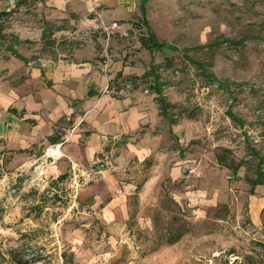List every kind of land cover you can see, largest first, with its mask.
<instances>
[{"label": "rangeland", "instance_id": "obj_1", "mask_svg": "<svg viewBox=\"0 0 264 264\" xmlns=\"http://www.w3.org/2000/svg\"><path fill=\"white\" fill-rule=\"evenodd\" d=\"M26 8L12 9L0 48L89 63L120 113L136 109L137 126L103 139L94 160L75 168L77 183L59 149L24 169L14 155L2 158L0 264H14L11 250L30 264H233L261 251L264 185L252 194L250 181L264 159V0H146L145 18L164 45L152 52L140 43L149 35L141 13L108 21L96 9L46 21ZM153 65H162L174 123L159 114L153 80L134 79ZM84 125L82 144L93 134ZM52 160L64 163L55 179ZM90 168L96 173L82 175Z\"/></svg>", "mask_w": 264, "mask_h": 264}, {"label": "crops", "instance_id": "obj_2", "mask_svg": "<svg viewBox=\"0 0 264 264\" xmlns=\"http://www.w3.org/2000/svg\"><path fill=\"white\" fill-rule=\"evenodd\" d=\"M145 1L0 0V12H18L32 6V11L35 9L46 21H55L57 16L65 19L66 13L84 16L97 9L105 20L128 21L140 13L143 17ZM89 22L93 24L95 20ZM28 35L23 32L20 38ZM21 56L23 59L0 48L1 162L4 156L14 155L15 167L24 169L41 163L48 148L60 145V155L70 159L75 168L84 167L86 160H94L103 139L128 134L137 126L136 109L128 107L120 113L116 100L105 90L108 83L97 77L89 63L72 67L61 60H29ZM89 91L94 95L89 96ZM84 123L93 134L82 144ZM51 162L47 171L55 179L62 175L64 163Z\"/></svg>", "mask_w": 264, "mask_h": 264}, {"label": "trees", "instance_id": "obj_3", "mask_svg": "<svg viewBox=\"0 0 264 264\" xmlns=\"http://www.w3.org/2000/svg\"><path fill=\"white\" fill-rule=\"evenodd\" d=\"M145 10L143 9V23L147 27L149 31V35L147 37H141L140 38V43L141 46L148 49L149 51H154V50H161L164 45L160 43L156 37V35L152 32V30L149 27L148 21L145 18L144 15ZM10 13H13V10L9 12H0V37L2 33L4 32V26L3 24L5 23L7 17H9ZM58 30H60L58 28ZM42 40H46V33H43ZM50 41V40H49ZM240 41H232V44L238 45ZM55 43V42H51ZM10 51L12 54L15 56L19 57L20 59H23L21 55H19L12 47H8L7 49ZM162 68V65H153L150 67V69L144 73L142 77H134L135 80H141V79H152L153 80V85L151 87L152 92L156 95L155 102L157 103L159 107V114L160 116L168 120L170 123H174V121L171 118L170 115V109L172 108V105L166 100L165 96L163 95L162 92V85L160 83V76H159V70ZM205 75L207 76L208 79L215 81L218 83V87L220 88H226L227 85L216 79L213 75H211L208 72H205ZM94 95L92 91H89V96ZM229 117L233 122H241L240 119L237 118L231 111L228 112ZM259 162L257 163L256 166V176L253 180L250 181L251 183V193H254V189L257 186H262L264 185V159L263 158H258ZM229 168L232 170L233 175H237L238 170H239V165L236 164H231ZM59 179L63 180L65 179L64 176H61ZM178 239L176 237L175 239L169 240V243H173ZM261 247V251L255 252V254H247L242 257L241 260H236L233 264H264V244H259ZM18 251L17 250H11L9 252V260L12 261L14 264H30V261H25L24 258L21 256L17 255ZM36 260H33L34 262Z\"/></svg>", "mask_w": 264, "mask_h": 264}, {"label": "built area", "instance_id": "obj_4", "mask_svg": "<svg viewBox=\"0 0 264 264\" xmlns=\"http://www.w3.org/2000/svg\"><path fill=\"white\" fill-rule=\"evenodd\" d=\"M11 4L14 7L15 2L12 1ZM117 27H118V24L116 22H114L109 28H106V30L107 29H115ZM54 148L55 149H59L60 148V145H56ZM51 151H52L51 148L47 149V151L45 152L44 156L41 158L42 159L41 164L47 162V160L50 159V152ZM72 171H73V180H74V183H77V179L80 177V175H78L76 173V169H75L74 165L72 166ZM194 172H195V170H190V174H193ZM95 173L96 172L92 168H90V169L86 170L85 173L82 174V175H84V176L87 175V177H90V176H92Z\"/></svg>", "mask_w": 264, "mask_h": 264}, {"label": "bare ground", "instance_id": "obj_5", "mask_svg": "<svg viewBox=\"0 0 264 264\" xmlns=\"http://www.w3.org/2000/svg\"><path fill=\"white\" fill-rule=\"evenodd\" d=\"M53 151H51L52 153H50V158L51 157H55L56 156V150H58V149H52Z\"/></svg>", "mask_w": 264, "mask_h": 264}]
</instances>
